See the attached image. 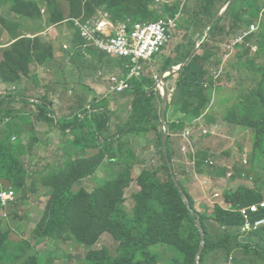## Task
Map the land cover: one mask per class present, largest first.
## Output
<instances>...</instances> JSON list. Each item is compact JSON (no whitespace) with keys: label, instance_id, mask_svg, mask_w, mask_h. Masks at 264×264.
Returning <instances> with one entry per match:
<instances>
[{"label":"rangeland","instance_id":"374dc122","mask_svg":"<svg viewBox=\"0 0 264 264\" xmlns=\"http://www.w3.org/2000/svg\"><path fill=\"white\" fill-rule=\"evenodd\" d=\"M178 2L179 0H12L11 3L5 4L10 7L7 12H1L0 9V102H6L5 98L12 99L11 109L0 108V114H5L4 116L7 115L9 118V121L3 123L0 128V142L9 146L13 144L11 138L15 137L14 142L17 138L18 140L21 138L22 142L25 140V143L28 140L32 141L33 147L37 149L36 154L39 151L44 153L45 158L40 157V159L42 161L46 159V162L41 163L45 170L43 174L42 172L38 173L43 176L35 174L33 179L40 178L38 183L40 181L43 189L47 188V192H49V195L44 194L48 199L43 200H40L41 196L29 198L30 195L40 193L35 188H28V191L24 193L25 196L20 192L19 195L23 196L21 198L24 200L21 204L13 206L8 220L2 222L5 230H8V224L14 230L10 233V240L15 241L13 244L0 241V255L9 262L8 264H90L86 261V255L91 248L100 252H111L113 257L111 264H203L204 262L206 264H264V240L260 236L252 237L251 234L244 233L242 231L244 224L237 230L236 238L226 237L229 243L225 248L217 247L215 251H209L204 257L202 256L206 244V231L217 242L220 236L225 237L227 231L235 230L231 227L232 225H240L241 220L237 215L240 214V210L257 201L264 202V153H254L257 131L251 127L252 120H256L260 114L264 115V39L261 37L255 44L256 54L253 52L250 54L247 50L244 51L232 44L233 53L220 54L222 57L219 58V64H224L220 68L216 67L214 62H204L211 75L206 80L208 85L210 84L209 79H213L214 95L211 106L218 116L216 120L223 121L227 118L226 116L230 115L239 116V120H230V123L225 126L221 124L220 136L202 137L197 132L189 140L191 147L186 156L180 152L181 135L189 125L191 126V122L188 121L189 125L176 124L171 137L170 126L172 124L167 125V145L169 142L174 153V159H168L171 168L167 171L163 167L162 159L163 141L166 134L162 118L164 99L158 89V97H161L162 102L158 101L156 104L158 115L155 113L157 119H154L156 122L153 125L156 126L159 136H163L162 141L159 139L156 142L145 141L139 140L133 134H118L111 141H106L104 137V140L100 139L101 142L104 141L103 144L101 143L103 147L98 148L99 151H97L100 161L109 159L112 160V163H119L123 154H126L128 150H133L136 155L135 158L133 157L134 161L142 160L146 166L140 167L135 176L131 172L132 169L130 171L129 168L126 169L127 173H125L120 172L119 170L122 168L119 169L116 166L113 167L114 169L110 168L115 172L107 175L105 183L92 185L89 191L83 188H77V190L74 188L79 192L78 194L84 190V193L89 196H86V200L77 201L70 206L67 219L59 231L58 239H50L53 243H46L47 245L44 244L42 248L33 246L36 239L35 232L28 229L31 223V215L29 216L28 212L31 210L30 207H42L44 214L40 213V215L42 214L44 217L51 207L54 193L61 192L68 187H75L79 181L93 176L89 160L79 158L74 162L68 160L67 157L54 162V154L51 151L53 146L47 144V140L39 132L36 133V136L30 135L32 129L29 128V125H34L35 131L37 128H41L40 131H49V126L40 123V127L39 122L43 121H38L34 116V114H38L39 103L43 101L39 99L43 98L45 91L47 93L52 91L55 94L52 82L54 72L46 71L47 73H45V69L62 70L65 80L73 81L67 84L69 86L74 83L82 85L84 82L85 84L92 83L91 86L100 84L101 81H104L97 76L100 71L105 68L108 72H119L117 69H120L122 64L107 59L101 53L90 54L91 57H98L96 59H87L83 53L81 54L78 51L79 48L76 49L78 47L76 41L84 40L80 36L77 24H86L98 17L101 12L109 14L110 20L115 26L123 23L135 24L134 22L140 19L138 14L148 11V9L153 11L155 18L160 15L165 17L161 6L167 10L178 8L179 11H183L185 9L188 13L190 1ZM39 3L44 5L43 16L41 15L45 19L43 23H40L41 16L38 12L29 13L31 19L22 16L29 8L33 5L35 8ZM182 15L184 14L182 13ZM185 19L186 27L181 26L184 20L182 17L178 23V29L174 32L173 41L183 39L189 32L190 23L187 16ZM52 22H56V25L51 26ZM260 27L261 22L257 25L258 34ZM54 28H57L58 32H53ZM30 30L38 31L39 39L44 43L43 46L51 47L54 51L53 62L42 61V63H47L44 70L41 71L42 73L44 71L43 75L35 74L40 66L35 64L42 63L37 62L32 66L31 64L41 59L44 50L33 49L27 43L21 50L22 41H11L24 38L36 39ZM186 35L192 36L194 33ZM7 42L9 43L5 44ZM16 42L21 43L19 47L23 54L16 55L14 49L5 53ZM51 42L55 43L50 45ZM216 48L218 47L211 44L207 46L210 58H216L220 49ZM28 50L34 52L35 55L29 62L28 55L25 53ZM225 50L224 48L223 52ZM73 53L77 56L72 57ZM232 54L242 57L236 56L235 59L229 60L227 57ZM246 54H248V58H246ZM164 55L165 53L161 54V56ZM153 62L144 65V67L147 70L150 69ZM154 69L148 71L149 73L146 72L144 79L152 80L154 78L153 80H156L158 77L160 80L159 76L164 68L161 71H156L157 67ZM125 71L128 72L126 67ZM19 73L22 76L20 82L8 80L14 79L15 75ZM3 80H6L7 83H4ZM57 85H60V88L64 86L61 91L63 93L59 92L57 96L61 106H67L69 109V104L65 99L71 88H67L63 83ZM133 85L135 87L136 82ZM21 92L26 95L23 96L24 98L19 95ZM169 96L167 98L170 100ZM108 98H111L110 94ZM31 100L36 103L33 104ZM127 101L126 96L119 97L117 104L119 102L128 104ZM1 107L5 108L3 103ZM68 109H65L67 113ZM130 110L127 107L119 112L117 116L121 120L120 125L113 122L111 114V127L120 126L123 128L122 130L127 129L130 126L126 123L131 117ZM63 113L66 114L65 111ZM61 115L63 114L61 113ZM104 115L107 116L105 111L104 114L99 113V117L103 116L104 118L99 120H105ZM23 118L26 120L23 121ZM8 124H12L10 128L6 127ZM203 125L210 126L207 123H203ZM59 127L64 128V125L58 124ZM16 128L19 131H16ZM198 130L197 128L196 131ZM20 131H22L21 134ZM16 143H14L15 148L19 150V154L23 157L26 156L30 149ZM151 145L152 147L156 146L153 147L154 150L149 149ZM260 146L264 152V139ZM193 147L196 151H193ZM205 151L210 155L208 160L214 161L215 166L203 165L200 172L198 169V172L197 170L192 171L188 157L190 155L193 157V152ZM256 154L257 157H255ZM49 156H52L53 159ZM244 159H247L248 164H242ZM30 160H32L31 157L28 162ZM94 161L97 162L96 158ZM231 170L234 173L232 177L226 178L225 174L222 175L223 172ZM149 171L153 173H149ZM143 173H147L149 176L143 177ZM169 174L173 177H170ZM110 178L111 180H109ZM4 184L9 186L7 182ZM175 188L180 195H177ZM243 188L253 192L239 200L228 199L230 194ZM26 199H32V202H27ZM192 211L200 215L201 219L196 220L199 230L190 220ZM12 213L15 215L13 214V216ZM19 226L26 227L24 233L15 232ZM103 229L107 231L102 233ZM124 231L130 232L128 242L126 241L128 247L119 251L123 242L122 240L116 241L114 234L120 235ZM80 241L87 243L96 241L97 243L95 242L96 245L94 243L95 246L93 243L84 246L79 244ZM201 250L202 255L200 256ZM143 252L146 253V257L142 256ZM227 253L232 259H229ZM39 254H43V260ZM30 256L35 259L30 260ZM228 259L230 262L226 261ZM3 263L0 262V264Z\"/></svg>","mask_w":264,"mask_h":264},{"label":"crops","instance_id":"0c3cea01","mask_svg":"<svg viewBox=\"0 0 264 264\" xmlns=\"http://www.w3.org/2000/svg\"><path fill=\"white\" fill-rule=\"evenodd\" d=\"M184 1L185 0H179L178 3H181ZM187 1H190V4H191L189 6L188 13L184 9L183 11L178 10L176 15L179 17V22L182 20V17L184 18L183 23L181 25L182 27H186L185 16H187V18H188L187 20L189 21L190 24L188 26L189 32H187L186 34H191V32H193L194 35L188 36L185 34V37L183 39H178V40L172 41L168 50L166 49V51H164L162 53V55L164 53H165V55L161 56V54H160L154 60L153 65L150 66V69H148V70L146 69L147 70L146 72H148V71L150 72V71H153V69L155 67H157L156 71L157 70L161 71L162 68H164V71L162 73H160V76H159L160 80H162L164 78V80H162V82L165 84V86H167V89L169 91H172L171 100L166 107L165 116H166L167 124L168 123H170V124H181L184 121L185 114L183 112H181V108H182L183 103L187 97V93H188L189 89L194 84L201 83L202 80H206L207 78L211 77V75L208 73L209 69L207 67H205L204 62H206V63L207 62H211V63L214 62L216 67H218V68H220L221 65H224L223 63L219 64V62H220L219 58L222 57L220 54L224 55L225 51L223 52V49L225 48V45L228 44L230 41H232V39H234L239 33L242 32V29L239 28L240 18L237 16V14H240V16L243 15V14H241V12L243 10H245L244 7L246 4V0H213L210 3H207L208 0H186V2ZM230 1H232V2H230ZM259 5L261 6L262 12H261V14L257 20V23L261 22V25L263 26L264 25V0H261V3ZM207 6H208V8L206 10L205 7H207ZM0 9H1V12H5V11L7 12L8 11V7L4 8L1 5H0ZM182 13L184 15H182ZM167 16H171V15H167ZM167 16H165V17H167ZM18 19H20V18H18ZM237 24H239V25L236 26ZM53 32H58L57 28H54ZM11 41H9V42H11ZM9 42H7L5 44H8ZM55 42H57V41H55ZM55 42H53V43H55ZM53 43L51 42L50 45H52ZM210 44L220 48L219 50H218V48H216L218 50V53H217L215 59L209 57L207 46ZM77 48L78 47H76V49ZM88 50H89L88 48L84 47L83 55H85L87 57V59L88 58H90V59L91 58H93V59L98 58V57H91V55L89 53H87ZM170 51H174V52L171 53ZM166 52H168V53H166ZM74 53H73L72 57L77 56ZM96 53H98V51ZM236 56L242 57L241 55H239V56L236 55ZM236 56H233V54H232V55H229L227 58L229 60H232ZM243 57H245V56H243ZM71 59H73V58H71ZM71 59H70V61H71ZM107 59H110V58H107ZM112 60H115V59H112ZM115 61L122 64L121 68L117 69V70H119V72H115V71L108 72L104 68L97 75L99 79H102L104 81H101L100 84H94L92 86L90 85L92 83L85 84V82L82 85L74 83L72 86H69L67 84L70 82H73V81L65 80V76H64V73L62 70H55V69L54 70H51V69L47 70V69H45V73H47V72L50 73V71L54 72L52 82L54 84L53 91L55 90V94L52 91L50 93L49 92L47 93L45 91V93H44L45 95H43V98L41 97L39 99V100H43V101H41L42 103H39V105L40 106L46 105L47 108L50 109V116L52 118H54V126L55 127L57 126V127L55 128L54 126L50 125L49 123H47L45 121L39 122L40 127H41L40 123L45 124V125L47 124L49 126V131L48 132L40 131L41 128H39V129L37 128L36 131L33 129L32 132L30 133V135L36 136V133L39 132L42 134L41 136H43L47 140V142H48L47 144H49L50 146H53L52 147L53 149L51 151L54 154L53 157L55 159H53L52 156H49V157H51V159H53L54 162H56V160L62 159L64 156L63 155L64 152L66 154V158L68 157V159H70V157H71V159H74V160L79 159V158L85 159V160H89L91 164H93L95 162L94 159L96 158L97 170L93 174L92 178L89 177L86 180L84 179V180L79 181L78 184H76V186H75L76 190H77V188L78 189L83 188V189L89 191L90 186L105 183L107 175L111 174V173L113 174L115 172V171H112L110 168L114 169L113 167L117 166L119 169L122 168L119 170L120 172H124L126 169H128L129 164H127V163H129L130 160L133 161V164H132L133 168L131 170L133 176H135V173L137 174L140 167L144 168L146 166L145 162L142 160H139V161L135 160L134 161V158L136 155H135V152L133 150L132 151L134 152V154H133L134 158L132 156H129L128 153H126V154H123L122 157H120L119 163H117V162L112 163V160L108 159V160H102L101 164H99L100 158L98 157V152H97V151H99L98 148H90L87 145H85L86 143H83L80 147H75L73 144V139H74V134H75L74 130H73L74 127L70 126L69 124L73 123L76 120V117H79L80 121H83L86 119L85 122L90 124L88 126V128L78 131V132H80V135L84 138L83 140H86V138L91 137L90 133H94V132L96 133V135H98V140L102 138V140L106 139V141H111V139H113L114 137H117L118 134H123V135L133 134V135H136L139 138V140H145V141L148 140V141H153V142H156V140L159 139L158 131H156L153 128V126H154L153 124H155V122H156L154 120L150 125L145 126L147 131L139 132L137 134L128 132L130 129V126L125 130H122L123 128L120 126L111 127V124H110L111 120H112L111 114H112L113 122L116 124H119L121 121V120H119V118L117 116L119 114V112L122 109L128 107L129 109H131L130 110L131 111L130 116H132L133 112H134V106H135V101H134L135 100V96H134L135 88H134V86H133L132 91H128L124 94L112 93L109 90L108 78L110 76H112L114 74H117L120 76H122L123 74H126L125 63L123 61H119V60H115ZM176 68H181V70L177 71L178 69H176ZM42 70H44V67H40L35 72V74L39 75V73H40L41 75H43L44 71L42 73L41 72ZM171 70H172V72H171ZM154 71H155V69H154ZM145 75L146 74H144L142 78H145ZM45 76H46V74H45ZM60 83L65 84V86H67V88H71L69 90V95H67L66 99H65V101H67V104H69L70 110L67 108V106H61V104L59 102L60 99L57 95L59 92L63 91V89H64V86L62 88H60V85H57ZM157 83H158V81H157ZM149 89L151 90V92H153L152 93L153 95L158 96V94H159L158 89L159 88L157 87L156 82H155V85H153L152 87H148L146 90H149ZM162 89H164V88H162ZM61 93H63V92H61ZM21 94H23V93L21 92L19 95H21ZM109 94H110L112 100H111V98H108ZM124 96L127 97V99H128L127 103L128 104H125V103L122 104L120 102L117 104V99L119 97H124ZM160 98L158 97L157 101L162 102V99H164V98L163 97H162V99H160ZM4 101H6V102H2L3 106H5L4 109H11L12 108V100L4 99ZM156 104H157V102H156ZM64 107H66V108H64ZM65 109H68V113L66 112L67 110H65ZM63 111H65L66 114H64ZM104 111H105V114L107 113L106 114L107 116H105V119L108 122V124H107L108 129H107V132H106V130H102V131H100V133L97 134L98 128H99V113L104 114ZM81 112H83V113H81ZM61 113L63 115H61ZM213 117H216V119L218 118V116L215 114V110L213 109V107L210 106L209 112H207V114H204L200 118L192 119L191 124H193V123H201V124L207 123V124H211V126L213 124H220V125L222 124V121H219L216 119L212 120ZM25 120H26V118H23V121H25ZM209 120H212L211 123H209ZM126 123H128V121ZM58 124L64 125V128L63 129L60 127L58 128ZM187 125H189V124L187 123ZM50 126H52V127H50ZM224 126H225V124H224ZM57 129H59V130H57ZM61 130H64L66 135H63ZM33 131H35L34 132L35 134L33 133ZM103 137H104V139H103ZM94 138L95 137L93 136L89 139H94ZM107 138H110V139L108 140ZM99 142L97 141V143L100 145L101 143L103 144L104 141L103 142L99 141ZM23 145L28 147L30 149V151L28 152V154H26V156H24V157L22 156V160L26 161L30 157L32 158V160L29 161L30 166L28 164L27 168L30 169L31 170L30 173H33V174H31V177H29L28 186L22 191V195L25 196L24 193L28 191V188H31V189L35 188V190H39L40 193L33 195V196L30 195L29 198H35V196H37V197L41 196L40 200L48 199L46 197V195H49V192H47V188L43 189L41 182L39 181V183H38V180L40 178H38L37 180H36L37 177L35 179H33V176H35V174H38L41 172L43 174L45 167L43 165H41V163L46 162V159L42 161L40 159V157L45 158V155L42 151H39V153L36 154L37 149L35 147H33L32 141L28 140V142L25 143V140H24ZM153 147H156V146L153 145ZM153 147L151 145L149 149L154 150ZM96 164H93V166ZM42 174H40V175L38 174V175L41 177V176H43ZM38 175H36V176H38ZM35 180H36V182H34ZM109 180H111V178ZM4 183H6V181H1L0 185H4ZM29 191H30V189H29ZM44 194H46V195H44ZM23 196H21V197H23ZM21 197H20V195H18V202L16 203L15 206L22 203V200H24V199ZM29 200L26 199L25 201L32 202V199H29ZM28 204H30V203H28ZM30 209L31 210L28 212H29V216L31 215V223L28 226V229L33 231V233H34L36 227L38 226V224L40 223V221L42 219V214L40 215V213H43V210H42L43 208L42 207L40 208L38 206H34V207L31 206ZM11 212L12 211L10 209V215H11ZM13 214L15 215V213H12V215ZM37 218H38V220H37ZM34 220H36V221H34ZM3 221H6V220H2V222ZM2 224H3V227H5L4 223H2ZM21 225H23V224H21ZM19 227L17 228V230H15V232H18V234L24 233L26 227H23V226H19ZM12 231H14V230L8 224L9 235ZM35 238L36 239L33 242V246H35V247L37 246V248L38 247L42 248L43 245L46 243H50V242L53 243V241H50V239H47V238H38L36 236H35ZM40 255L41 254H39V257L43 260V256H42L43 254L41 256Z\"/></svg>","mask_w":264,"mask_h":264},{"label":"trees","instance_id":"16d2710c","mask_svg":"<svg viewBox=\"0 0 264 264\" xmlns=\"http://www.w3.org/2000/svg\"><path fill=\"white\" fill-rule=\"evenodd\" d=\"M213 0L207 1V3H210ZM7 2L11 3L12 0H0V5L3 6L4 8L8 7V9L10 8L9 5H5ZM261 3V0H246V4L245 7L240 16V14H237V16L240 18L239 20V24H237L236 26L239 25V28H241L242 30L248 29L250 28L252 25H258L259 22L257 23V20L262 12L261 6L259 5ZM44 8V5L39 3L37 5V7L34 8V5L28 9V11H26L25 13L22 14V16L26 19H29L30 14L34 11V12H38L40 14V16L42 14V10ZM164 12V14L167 15H171V16H175L176 13L178 12V8L177 9H173V10H167L164 9V7H160ZM206 10L208 8L205 7ZM150 9H148V11H142V13L138 14V17L140 18L138 21H135L134 23H150V22H156L161 18L160 17H156L155 18V14L153 13V11H149ZM30 13V14H29ZM160 14V13H159ZM40 17V23H43V21L45 20L43 17ZM31 19V18H30ZM241 21V22H240ZM256 21V22H255ZM56 25V22H52V25ZM235 26V27H236ZM262 27V25H261ZM260 27V33L258 34L259 36L257 37V34L253 35V37L251 38L252 41L255 40H259V37L264 39V25L261 28ZM31 33H33L32 36H36V39H32V38H24L23 40H12V41H22L21 43L16 42L15 44H13L11 46V48L9 50H6L5 53L12 51V49H14V53L16 55H22L23 52L21 51L25 44L27 43L28 45H30L31 47H33V49L35 48L37 50V48H41V50H44V54H42L41 59H39L38 61L32 62L31 66L34 65V63H42V61H47V62H53L55 57H54V51L51 47L47 48L45 46H43V41H41V39H39V34L37 33L38 31H31ZM260 38V39H261ZM263 41V40H262ZM25 42V43H24ZM18 43V44H17ZM22 45V48L20 50V47ZM76 45L78 46L79 50L81 52V54L84 51V47H85V42H79L76 41ZM245 48V47H244ZM248 53L251 54V50L247 49ZM96 52L93 49H89L87 51V53L92 54ZM244 52V51H243ZM28 57V62L31 61L33 59L34 52L32 53L31 51H26L25 52ZM248 54H246V58ZM253 57V56H252ZM124 62V61H123ZM45 63L42 64H35L37 66L40 67H45ZM21 71V70H20ZM25 73V72H24ZM16 77L14 79H8V80H14L15 82H20L22 80V76L21 73L16 74ZM206 79V78H205ZM208 79V78H207ZM206 79V80H207ZM206 80H202L201 83L198 84H194L188 91L187 93V97L183 103V106L181 108V112H183L185 114L184 117V121L182 122V124H187L188 121L191 122L192 119H196V118H200L202 117L204 114H207V112H209V108L211 106V101L213 99V95H214V84L212 83L213 79H209L210 80V84L208 85V81ZM6 81V80H5ZM3 80L4 83H7ZM155 80H146L144 78L140 80H134L132 82V84L134 82H136V86L135 88V106H134V112L133 115L130 117V119L128 120V124L130 125V129H129V133H134L137 134L139 132H145L147 131L146 129V125H150L154 119H157L155 113L158 115V112L156 111V102H158L157 98L159 96L157 95H153L151 92V90H146L148 87H152L153 85H155ZM205 85H207L208 87H205ZM134 86V85H133ZM23 93V92H22ZM21 96H26L23 94H21ZM24 98V97H23ZM49 103V102H48ZM2 103L0 102V108L4 109V107H1ZM212 107V106H211ZM215 110V109H214ZM168 113V112H167ZM107 114V113H106ZM5 114H0V122L5 121L8 116H4ZM9 115V114H8ZM35 118L38 121H45L47 123H49L50 125L54 126V118H52L50 116V109L47 108L46 105L43 106H39V111L38 114H34ZM105 117V115H104ZM227 118L223 119L222 121V125L224 126V124L226 125L227 123H230V120H234L237 121L239 120V116L237 115H230V116H226ZM103 118V116L99 117ZM104 119V118H103ZM216 117H213L212 120H215ZM86 120V119H85ZM85 120L80 121L79 117H76V120L69 124L70 126H73V130H74V139H73V144L75 147H80L83 143H86L85 145H87L90 148H100L102 147V145L98 144L97 141L99 142L100 139L98 140V135H96V133H90L91 137H95L94 139H89L86 138V140H83L84 138L80 135V132H78L79 130H83L88 128V126L90 125L89 123H86ZM212 120H209V123H211ZM107 120H99V128H98V133H100V131L102 130H106L107 132ZM12 125V124H11ZM11 125H7V128H10ZM30 129H34V125H29ZM168 126H170V123H168ZM176 124H172L170 126V137L172 134L173 128H175ZM55 127V126H54ZM251 127H254L255 130L257 131V137H256V142H255V146H254V153L257 152V154L260 153H264L262 151V148L260 146V144L262 143L263 139H264V115L260 114L259 116H257L256 120H252L251 121ZM5 128V129H7ZM153 128L157 130L156 126H153ZM63 129V128H62ZM59 130V129H58ZM110 130V129H109ZM16 131H19L16 128ZM63 135H66L64 130H61ZM82 132V131H81ZM20 134L22 133V131L19 132ZM183 134V133H182ZM181 141L184 140V138L181 135ZM12 139V143H16V141L14 142V137L11 138ZM163 136L160 135L159 136V140L162 141ZM8 140L10 141V138H8ZM100 143V142H99ZM184 143V142H183ZM9 145L7 146V144L0 142V182L1 181H6L7 183H9V186H6L7 184H4L3 186L0 185V191H2L3 189L6 188H10L12 187L15 191H17V193L22 192L27 186H28V180L29 177H31V170L27 168V164L25 163V161L22 160V156L19 154V150L15 148V144L13 145ZM18 145H23V142L21 140V138H19V140L17 141ZM162 146V143H161ZM24 147V146H23ZM194 148V147H193ZM195 150V148H194ZM196 151V150H195ZM129 156H133L134 152L132 150H128L127 151ZM257 154L255 155V157H257ZM63 159H66V154L64 152L63 154ZM162 159H163V167L164 169H166L167 171L170 170L169 164H168V159H174V153L171 149L170 143L168 142L167 145V150L163 149L162 151ZM210 157L208 152H194V158H195V162H196V170L198 169L199 172L201 171V167L203 165H208V167H213L210 166L209 164H207L208 158ZM70 161H74V159H68ZM75 162V161H74ZM97 162H94L93 164H96ZM93 164L90 165L91 167V172L92 174L95 173V171L97 170V164L93 166ZM99 164H101V161L99 162ZM128 168L129 171L133 168L132 164L133 161L130 160ZM215 166V165H214ZM162 169V168H161ZM213 169V168H212ZM197 170V172H198ZM125 172V171H124ZM127 173V172H125ZM149 173H153L152 171H149ZM122 175L124 173H121ZM225 174V175H224ZM143 177L145 176H149L147 173H143ZM170 177H173L171 174H169ZM222 175H224L225 177H227L228 175V171L226 173H222ZM151 176V175H150ZM120 178L122 177L121 175L119 176ZM213 177H215V175H213ZM173 183V180H172ZM158 185V184H157ZM175 186V184H174ZM75 187H68L65 188L64 190H62L61 192H56L54 193V199L51 203V207L49 208L47 214L42 217L40 223L38 224V226L35 229V236L38 238H47V239H51V240H56L58 239V234L59 231L61 229V227L63 226L65 220L67 219V215H68V211L70 206L79 201H84L86 200V196H89V194L84 193V190L81 191L80 194H78L79 192L76 191L74 189ZM150 188V186H149ZM176 189V188H175ZM253 191L249 190V189H239L236 191V193L230 194L228 199H240V198H246L248 195H250ZM176 193L177 195H180L179 191L176 189ZM92 196V195H91ZM261 201H257L256 203H252V204H258L261 203ZM249 204V205H252ZM246 205V206H249ZM227 214V213H226ZM260 214L264 215V211H262ZM229 215V214H228ZM238 217L241 220L240 225L238 226L237 224L232 225V228H235V230H230L226 232L225 237H219V241L215 242L211 236L210 233L208 231H206V244H205V250L203 253V257L205 256V254H207L209 251H215V249L217 247H219V249H223L226 247V245H228L229 240L226 237H232V239L236 236V233L238 229H240L241 226H243L244 221L243 218L240 214H237ZM46 218V219H45ZM197 219H201L200 215L195 212L192 211L190 214V220L192 221V223L196 226V228L199 230V226L197 227ZM45 222V223H43ZM238 227V228H237ZM107 230H102V233L106 232ZM128 234L130 235L129 231H124L123 233L119 234H114L115 236V240L116 241H121L122 240V245L119 247V251L122 248H127L128 247ZM262 234V236H261ZM235 235V236H234ZM252 237L253 236H260L261 238H263L264 240V229L251 234ZM11 236L9 235L8 230L3 227L2 224V220H0V241L1 243H6V244H13L15 241L10 240ZM98 242V240H96ZM91 242V243H87L84 241H80L79 244H82L84 246H89L90 244L96 242ZM127 241V242H126ZM28 243H31L29 241H27ZM96 242V243H97ZM95 243V245H96ZM94 245V246H95ZM199 252V250H198ZM229 259L232 258L231 256H229V254H226ZM143 257H146V253H142ZM32 258V259H31ZM35 259L33 256H30V260ZM226 260V261H229ZM113 260L112 254L109 251H103L100 252L99 250L96 249H90L87 252L86 255V261L90 264H111ZM0 262H4L3 264H8V261H5L1 255H0ZM203 264H206L205 262Z\"/></svg>","mask_w":264,"mask_h":264},{"label":"built area","instance_id":"2783aa9c","mask_svg":"<svg viewBox=\"0 0 264 264\" xmlns=\"http://www.w3.org/2000/svg\"><path fill=\"white\" fill-rule=\"evenodd\" d=\"M179 17L162 18L156 22L120 24L114 25L107 13H99L98 17L86 24H77L82 39L88 47L106 57L124 61L126 74L122 76L114 74L108 78L109 90L112 93H123L132 88L133 80L142 79L146 68L154 59L169 48L173 41L174 32L178 29ZM258 32L255 26L235 37L234 41L225 46L227 52H232L234 47L245 46L252 49L253 54L257 53L256 46L251 37ZM158 79V78H156ZM8 120H6L7 122ZM4 122H0V128ZM193 129L189 128L183 135L189 140ZM208 134V130L203 131ZM186 153L188 146L182 148ZM211 165L214 162H210ZM244 164H248L247 159ZM232 174H229V177ZM17 202V193L10 187L0 191V218L9 217L10 208ZM264 208V203L254 204L240 210L244 218L242 231L250 233L264 226V218H256V214Z\"/></svg>","mask_w":264,"mask_h":264},{"label":"clouds","instance_id":"9594fccd","mask_svg":"<svg viewBox=\"0 0 264 264\" xmlns=\"http://www.w3.org/2000/svg\"><path fill=\"white\" fill-rule=\"evenodd\" d=\"M177 15H175V16H167V17H171V18H174V17H176ZM167 17H161L160 19H162V18H167ZM159 19V20H160ZM123 24H128V23H123ZM132 24V23H131ZM136 24V23H135ZM252 26H255L256 28H257V25H252ZM251 26V27H252ZM250 27V28H251ZM250 28H248V29H245V30H242V32L241 33H243V32H246V31H248V30H250ZM258 29V28H257ZM258 31H259V29H258ZM241 33H239V34H241ZM238 34V35H239ZM256 34H258V32L256 33ZM237 35V36H238ZM80 36H81V34H80ZM253 37V36H252ZM251 37V38H252ZM235 39V38H234ZM234 39H232V41H234ZM232 41H230L228 44H230ZM85 42V41H84ZM254 42V45L256 44V42H257V40H255V41H253ZM227 45V44H226ZM225 45V46H226ZM85 47L86 48H88V49H93V50H95L94 48H92V47H88L87 46V44H86V42H85ZM245 46H237V48H240V49H242V50H244V51H246L247 49H250V48H247V47H245ZM251 50V49H250ZM96 51V50H95ZM234 51V50H233ZM233 51H232V53H233ZM97 52V51H96ZM227 51L225 50V53H226ZM99 53V52H98ZM251 53H252V51H251ZM105 56V55H104ZM107 58H109V57H107ZM110 59H112V58H110ZM125 63V62H124ZM176 69H179V68H176ZM145 72H146V70H145ZM145 74V73H144ZM156 78H158V77H156ZM141 80V79H140ZM157 81H158V83L156 82V84H157V87L159 88V91H160V93H161V96L163 97L164 96V93H163V90H162V88H164V83L161 81V80H159V78L158 79H156ZM134 81V80H133ZM132 81V82H133ZM205 87H207V85H205ZM132 89H133V84H132V88L130 89V90H127V91H125V92H128V91H132ZM158 91V92H159ZM125 92H123V93H125ZM168 95H170L169 96V98H170V100H171V95H172V91H169L168 90ZM164 98V97H163ZM6 100L7 99H10V98H5ZM10 100H12V99H10ZM170 100L168 99V103L170 102ZM32 102H33V104H35L36 102H34L33 100H31ZM6 120H8L9 121V118H7ZM6 120L5 121H3L4 123H7L6 122ZM168 125V124H167ZM189 128H192L193 129V131H192V134H191V136H190V138H189V140L191 139V138H193L194 136H195V134L198 132L202 137H215V136H220L221 135V133H220V129H221V125L220 124H213L212 126H211V124H210V126L209 127H205L203 124H201V123H193V124H191V126H189L185 131H184V133L182 134V137H183V135L186 133V131L189 129ZM199 129L198 131H196V129ZM204 130H208L209 131V133L208 134H204ZM101 138V137H100ZM184 138V137H183ZM14 139H15V137H14ZM102 139V138H101ZM189 140H185V138H184V140L183 141H181V144H180V152H182L185 156L187 155V153L189 152V149H190V143H189ZM184 142V143H183ZM184 145H186V146H188V150H187V152L186 153H184L183 152V150H182V148H183V146ZM193 151H194V148H193ZM245 160V159H244ZM244 160H242V164L243 165H245L244 164ZM188 161H189V165H190V169L192 170V171H196V162H195V158H194V152H193V157L190 155L189 157H188ZM212 160L211 159H209L208 161H207V164H209L210 166H214L215 165V162L214 161H212V162H214V164L213 165H211L210 164V162H211ZM33 162V161H32ZM25 163L27 164V167H28V164H29V162H28V160H26L25 161ZM29 166H30V164H29ZM170 167V166H169ZM31 174V173H30ZM229 174H232L230 177H232L233 175H234V173H233V171L231 170V171H229L228 172V175H227V177L226 178H230L229 177ZM1 186H3V185H1ZM16 193H17V191H16ZM18 195H19V193H17V202H18ZM16 202V203H17ZM16 203L13 205V206H15L16 205ZM261 203H264V202H261ZM261 203H258V204H261ZM254 205V204H253ZM12 206V207H13ZM251 206V205H250ZM11 207V208H12ZM249 207V206H248ZM10 208V209H11ZM262 211H264V208L263 209H261L257 214H256V218L258 217V218H264V215L263 214H260ZM241 215V214H240ZM9 216H10V210H9ZM242 216V215H241ZM9 218V217H8ZM243 218V217H242ZM0 220H6V219H3V218H0ZM243 221H244V218H243ZM264 229V226H262L261 228H259L258 230H256V231H254V232H250V233H247V234H254V233H257V232H259V231H261V230H263ZM230 259H232V258H230ZM230 262V261H229Z\"/></svg>","mask_w":264,"mask_h":264},{"label":"water","instance_id":"95a60500","mask_svg":"<svg viewBox=\"0 0 264 264\" xmlns=\"http://www.w3.org/2000/svg\"><path fill=\"white\" fill-rule=\"evenodd\" d=\"M181 70V68H179L177 71H180ZM171 72H172V70H171ZM162 80H164V78L162 79ZM161 80V81H162ZM164 109H163V125L165 126L164 127V130L166 131L165 133V138H164V141H163V146H164V149L165 150H167V134H168V132H167V122H166V116H165V114H166V107H167V105H168V89H167V86H165L164 85ZM168 164H169V166H170V168H171V163H170V161L168 160ZM202 255V250L200 251V256Z\"/></svg>","mask_w":264,"mask_h":264},{"label":"bare ground","instance_id":"6f19581e","mask_svg":"<svg viewBox=\"0 0 264 264\" xmlns=\"http://www.w3.org/2000/svg\"><path fill=\"white\" fill-rule=\"evenodd\" d=\"M163 90V93H164V89H162Z\"/></svg>","mask_w":264,"mask_h":264}]
</instances>
